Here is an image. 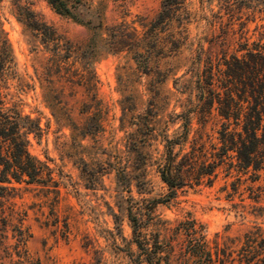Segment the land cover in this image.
Returning a JSON list of instances; mask_svg holds the SVG:
<instances>
[{
  "label": "rangeland",
  "instance_id": "374dc122",
  "mask_svg": "<svg viewBox=\"0 0 264 264\" xmlns=\"http://www.w3.org/2000/svg\"><path fill=\"white\" fill-rule=\"evenodd\" d=\"M74 12L59 14L48 0L0 4V37L13 57L2 90L41 120L31 151L52 158L61 189L58 201L39 185L15 197L32 234L21 247L0 241V264H134L127 207L131 197L147 203L168 191L164 135L180 133L176 114L195 98L194 60L202 48L234 50L243 22L253 39L264 32V0H87ZM121 167L131 175L125 185ZM188 211L227 250L224 264H264V179L222 171L212 184L186 185L156 205L153 227L168 236Z\"/></svg>",
  "mask_w": 264,
  "mask_h": 264
},
{
  "label": "trees",
  "instance_id": "16d2710c",
  "mask_svg": "<svg viewBox=\"0 0 264 264\" xmlns=\"http://www.w3.org/2000/svg\"><path fill=\"white\" fill-rule=\"evenodd\" d=\"M48 2L57 13L75 18L74 10L87 0ZM28 23L41 30L36 18ZM241 31L234 50L223 49L212 56L202 48L188 72L195 98H188L176 114L182 121L180 133L164 135L165 151L159 164L168 191L147 203L131 197L127 207L132 242L137 247L128 252L134 264H224L227 250L211 239L203 220L188 211L164 237L162 228L153 227L158 224L154 209L160 202L175 199L186 185H199L206 179L212 184L222 171L238 178L249 175L252 181L264 179V32L253 39L248 36L246 22L241 23ZM12 59L7 39L0 37V241L7 243L12 237L21 247L32 233L26 224L29 210L20 207L15 197L22 189L39 185L54 192L58 201L61 189L52 158L43 159L31 151V137L40 139L43 135L41 120L25 112L21 103L8 101L2 90V77ZM210 123L215 124L210 129L217 133L216 141L208 132ZM192 132L197 137L191 140ZM188 143L190 149L186 150ZM118 171L125 185L131 175L122 167ZM250 233L248 238L259 236L261 231Z\"/></svg>",
  "mask_w": 264,
  "mask_h": 264
}]
</instances>
